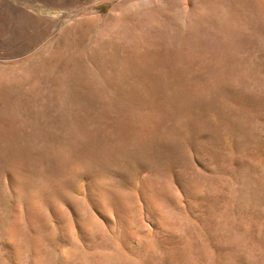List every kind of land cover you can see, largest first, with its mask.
Listing matches in <instances>:
<instances>
[{
	"label": "rangeland",
	"instance_id": "obj_1",
	"mask_svg": "<svg viewBox=\"0 0 264 264\" xmlns=\"http://www.w3.org/2000/svg\"><path fill=\"white\" fill-rule=\"evenodd\" d=\"M0 264H264V0H0Z\"/></svg>",
	"mask_w": 264,
	"mask_h": 264
}]
</instances>
